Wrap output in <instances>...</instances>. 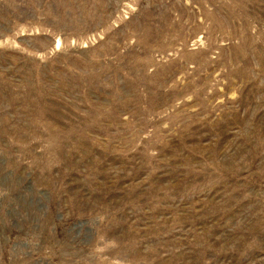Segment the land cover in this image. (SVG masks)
I'll list each match as a JSON object with an SVG mask.
<instances>
[{"label": "rangeland", "instance_id": "1", "mask_svg": "<svg viewBox=\"0 0 264 264\" xmlns=\"http://www.w3.org/2000/svg\"><path fill=\"white\" fill-rule=\"evenodd\" d=\"M0 264H264V0H0Z\"/></svg>", "mask_w": 264, "mask_h": 264}]
</instances>
